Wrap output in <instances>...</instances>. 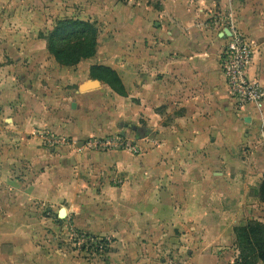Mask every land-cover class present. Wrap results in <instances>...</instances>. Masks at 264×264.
<instances>
[{"label": "rangeland", "instance_id": "obj_1", "mask_svg": "<svg viewBox=\"0 0 264 264\" xmlns=\"http://www.w3.org/2000/svg\"><path fill=\"white\" fill-rule=\"evenodd\" d=\"M27 1L0 0V22H6L0 35V67L10 66L8 75L15 77L0 87V214L9 211L5 217L12 218V212L14 220H18L7 225L19 229L21 255L33 253V244L46 248L53 227L60 226L62 231H57L65 234L57 242L84 259L107 263L108 252L86 250L89 244L84 238L93 234L79 230L75 221L64 218L57 226L42 218L56 221L62 208L73 214L76 207L90 211L98 201L96 192L101 185L121 187L129 181L126 169L139 174L140 157L158 146L153 139L140 142L148 136L140 137L135 130L136 126L144 127L139 123L138 111L129 117L125 96L93 77L86 62L97 57L99 62L112 61L120 70L111 68L124 84L125 11L147 0H34L35 16H29V26L25 21ZM206 1L212 7L224 2L220 13L233 8L240 33L252 43L254 61L264 38V0ZM65 18L89 21L98 27L97 52L94 57L83 59L81 65L61 64L47 47V37L57 21ZM31 40L35 41L33 45L29 44ZM92 81L98 83L96 88L81 91L83 85ZM259 83L264 89V84ZM134 101H138V96ZM261 106L264 113V99ZM42 118L51 123L34 124V120ZM106 124L110 129L95 135L75 137L68 133L75 128L98 129ZM244 124L245 139L253 138L230 148L229 158L197 161L205 165H198L192 176L195 191L190 192V198L195 205L190 209L169 208L173 216L164 217L160 229L149 222L146 242L156 245L151 254L155 253L154 258L162 264H242L234 228L248 220L264 223V202L258 195L264 175V119L260 118L256 129L249 128L248 120ZM151 162L154 169L155 159ZM172 165L180 166L171 160L164 167L168 171ZM200 170L205 173V180ZM180 179L175 177L174 182L180 185ZM150 180H156L155 170L150 173ZM115 209L125 214V207ZM5 220L0 215V222ZM161 233L162 239L155 238L154 234ZM94 237L104 239L111 251V237ZM2 250L11 252V245L4 244Z\"/></svg>", "mask_w": 264, "mask_h": 264}, {"label": "crops", "instance_id": "obj_2", "mask_svg": "<svg viewBox=\"0 0 264 264\" xmlns=\"http://www.w3.org/2000/svg\"><path fill=\"white\" fill-rule=\"evenodd\" d=\"M223 4L219 2L212 7L206 0H147L139 7H129L125 11L122 72L128 95L124 97L125 109L129 114L139 113V123H143L147 131L144 137L148 136L140 142L153 139L151 141L158 146L140 157L142 168L139 174L126 169L129 181L121 187L101 185L96 192L98 201L90 211L76 207V214H73L65 208L66 220L75 221L79 230L88 231L93 236L112 238L108 262L84 259L77 251L57 242V238L65 234V231H57L58 228L62 231L60 226L53 227L56 233L52 231L48 235L51 242H47L46 248L33 244V253L27 256L19 254V229L7 225L9 221L14 224L18 220H14L12 212L14 218L5 217L9 213L7 211L0 214L6 218L0 222V264H162L154 258L155 253L151 254L152 247L156 245L146 242L149 222H154L160 229L163 218L171 215L169 208L171 211L175 206L192 208L195 205L190 198V192L195 191L192 176L198 165H205L197 161L229 158L230 148L253 138L247 135L249 138L245 139L244 121L250 122V129H256L260 118L264 119L262 106L258 108L251 104L239 110L228 92L220 66V55L227 39L222 34L225 29L215 20ZM26 11L28 18L25 21L29 26V16H35L34 0L31 9L30 0L27 1ZM5 24V21L0 22V35ZM258 28L254 30L255 35ZM259 35H262L261 31ZM29 42L33 45L35 41ZM259 49L248 75L264 84V38ZM86 62L89 68L106 65L120 70L112 61L99 62L98 57ZM8 70L10 66L0 67V87L15 79L14 75H8ZM135 96H138V101H134ZM50 123L46 118L34 120L35 125ZM93 129L75 128L68 133L75 137L89 136L103 133L110 127L106 124ZM154 159L156 166L153 169L151 161ZM171 160L182 168L172 165L167 171L164 166ZM154 170L156 180L148 181ZM200 172L205 180V173ZM137 176L140 182L136 181ZM185 176L188 181H185ZM175 177H181L180 185L174 182ZM237 186L236 183L235 188ZM115 207L120 210L125 207V214L118 213ZM42 219L51 220L58 226L64 218L59 217L56 221L49 217ZM154 235L157 239L164 237L162 233ZM4 244L11 245V252H3ZM7 258L8 262L4 263Z\"/></svg>", "mask_w": 264, "mask_h": 264}, {"label": "trees", "instance_id": "obj_3", "mask_svg": "<svg viewBox=\"0 0 264 264\" xmlns=\"http://www.w3.org/2000/svg\"><path fill=\"white\" fill-rule=\"evenodd\" d=\"M47 47L61 64L66 66L79 64L83 59L95 56L98 47V27L92 22L77 18L60 19L47 37ZM91 75L110 85L120 95L126 96L122 79L110 66L94 65L91 67ZM135 130L140 136L138 127H135ZM258 195L264 202V175ZM234 231L241 263L264 264V223L248 220L245 224L236 226ZM105 251L109 253L110 249Z\"/></svg>", "mask_w": 264, "mask_h": 264}, {"label": "built area", "instance_id": "obj_4", "mask_svg": "<svg viewBox=\"0 0 264 264\" xmlns=\"http://www.w3.org/2000/svg\"><path fill=\"white\" fill-rule=\"evenodd\" d=\"M232 6V4H231ZM216 24L229 32L227 42L220 55V66L226 78L227 89L235 107L242 110L247 105L260 108L264 99V89L257 79L249 77L248 70L253 61V46L236 25L233 8L217 14ZM223 30L222 34H225ZM89 244L86 250L105 251L108 243L94 236L84 238Z\"/></svg>", "mask_w": 264, "mask_h": 264}, {"label": "water", "instance_id": "obj_5", "mask_svg": "<svg viewBox=\"0 0 264 264\" xmlns=\"http://www.w3.org/2000/svg\"><path fill=\"white\" fill-rule=\"evenodd\" d=\"M227 35H229V32L227 30H225V34H223V36L226 37ZM97 86H98V83L96 81H92L91 83H88L86 85H83L81 87V91H87V90L96 88ZM73 106H75V104ZM138 129H139V132H140V136L141 137H144L145 136L146 129L144 127H138ZM66 216H67L66 209L65 208H62L60 210V212H59V217L65 218Z\"/></svg>", "mask_w": 264, "mask_h": 264}]
</instances>
